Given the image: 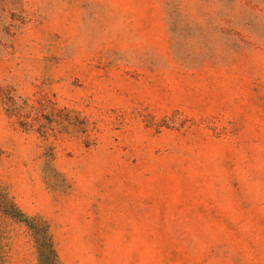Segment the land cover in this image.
<instances>
[{"label": "rangeland", "instance_id": "obj_1", "mask_svg": "<svg viewBox=\"0 0 264 264\" xmlns=\"http://www.w3.org/2000/svg\"><path fill=\"white\" fill-rule=\"evenodd\" d=\"M0 187L62 264H264V0H0Z\"/></svg>", "mask_w": 264, "mask_h": 264}, {"label": "trees", "instance_id": "obj_2", "mask_svg": "<svg viewBox=\"0 0 264 264\" xmlns=\"http://www.w3.org/2000/svg\"><path fill=\"white\" fill-rule=\"evenodd\" d=\"M8 223L22 225L33 240L38 252V264H62L56 252L47 223L27 216L20 210L9 194L0 187V264L5 263L6 253L2 248Z\"/></svg>", "mask_w": 264, "mask_h": 264}]
</instances>
